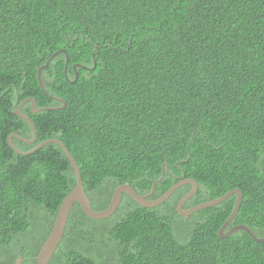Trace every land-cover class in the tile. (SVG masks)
I'll return each instance as SVG.
<instances>
[{
    "label": "trees",
    "instance_id": "obj_1",
    "mask_svg": "<svg viewBox=\"0 0 264 264\" xmlns=\"http://www.w3.org/2000/svg\"><path fill=\"white\" fill-rule=\"evenodd\" d=\"M20 105L36 142L13 147L60 141L93 211L193 180L183 210L237 190L224 233L264 238V0H0V264H36L76 186L59 145L8 144L32 139ZM191 188L124 193L102 220L75 203L48 264H264L245 231L218 235L235 195L176 212Z\"/></svg>",
    "mask_w": 264,
    "mask_h": 264
},
{
    "label": "water",
    "instance_id": "obj_2",
    "mask_svg": "<svg viewBox=\"0 0 264 264\" xmlns=\"http://www.w3.org/2000/svg\"><path fill=\"white\" fill-rule=\"evenodd\" d=\"M46 65L47 64H45L44 66L39 68L37 71V78L39 81H40V72L42 71V69L45 68ZM26 101L31 102L30 108L33 112L38 111V110L33 109L34 108V100L29 99ZM20 107H21V105L16 110V114L18 116H20L22 119H24L29 124V126L31 127L32 139L31 140H25V139H22L21 137H18L16 135H12V136H9V138H8V144L18 154L29 155V154H32L34 151H37L38 149H40L45 144L55 143V144L59 145L61 147V149L63 150L65 156L67 157V159H68V161H69V163L73 169V172H74L75 178H76V186L63 199V201L61 202V204L58 208L52 229H51L49 235L47 236L46 240L44 241L43 245L41 246L38 255L35 258L36 264H48L49 263V261H50L52 255L54 254L57 246L61 242V239H62V236L64 233V229H65V225L67 222V218H68L69 213H70V211H71V209L75 203H77L80 206L81 210L88 217H90L94 220H102V219L109 218L113 214V212L116 210V208L118 207V205L120 203L122 194H124V193L127 194L134 202H136L140 206H142L144 208H154V207H157L160 204H162L177 188H179L182 185H186V184H190L192 186V188L176 205V212L180 216H182L184 218H188L194 212H197L201 209H205V208L217 205L220 202H222L223 200H225L226 198H228L232 195H235L236 200H235L234 208H233L229 218L226 220V222L220 228L218 235L222 238H225V237L230 236L231 234L237 232L238 230H243L256 243H260V244L264 243V238H261V239L256 238L251 233V231L245 226H234L229 231L224 233V231L227 228V226L229 225V223L232 221L234 216L237 214V211H238V208H239V205L241 202V193L237 190H232V191L226 193L225 195H223L222 197L215 199V200H212L210 202L199 204V205L192 207L188 210H183L182 209L183 204L187 200H189L197 191V184L193 180H184V181L178 182L177 184L173 185L167 192H165L164 195H162L160 198H158L156 200H148L149 195L140 196V195L136 194L134 192V190L131 189L129 186L121 185L114 190L110 204L105 210L100 211V212L93 211L90 208V201L88 200V198L86 197V195L84 193L78 166L76 165V163L72 159V157H71L70 153L68 152V150L66 149V147L60 141H58L56 139L46 140V141L38 144L31 151L26 152V153L19 152L13 147V145L11 143L12 137L17 138L26 144H34L36 142V134L34 132V129L31 125L29 119L20 113ZM22 261H23L22 256L19 255L17 260L15 261V264H21Z\"/></svg>",
    "mask_w": 264,
    "mask_h": 264
},
{
    "label": "bare ground",
    "instance_id": "obj_3",
    "mask_svg": "<svg viewBox=\"0 0 264 264\" xmlns=\"http://www.w3.org/2000/svg\"><path fill=\"white\" fill-rule=\"evenodd\" d=\"M29 146V145H28ZM30 147V146H29ZM33 147V146H32ZM34 155V154H33ZM239 210V209H238ZM257 238V237H256Z\"/></svg>",
    "mask_w": 264,
    "mask_h": 264
},
{
    "label": "flooded vegetation",
    "instance_id": "obj_4",
    "mask_svg": "<svg viewBox=\"0 0 264 264\" xmlns=\"http://www.w3.org/2000/svg\"><path fill=\"white\" fill-rule=\"evenodd\" d=\"M31 145V144H30Z\"/></svg>",
    "mask_w": 264,
    "mask_h": 264
}]
</instances>
